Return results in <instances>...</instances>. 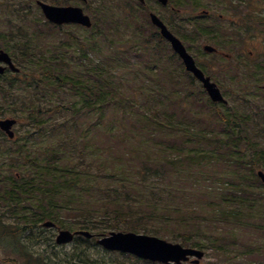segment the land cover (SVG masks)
Segmentation results:
<instances>
[{
  "label": "rangeland",
  "instance_id": "obj_1",
  "mask_svg": "<svg viewBox=\"0 0 264 264\" xmlns=\"http://www.w3.org/2000/svg\"><path fill=\"white\" fill-rule=\"evenodd\" d=\"M45 1L54 2L55 4L61 3L83 7L94 21L95 27L91 31L84 30V28L73 24H66L60 28L48 24L46 27L44 25L45 19L41 14L40 8L35 3L36 0H0V32L9 29L10 26L13 27V31L19 30L23 32L24 28H26V38L28 41H31L37 46L39 51H42L43 54L48 55L46 56L48 58L58 53L60 56H67L65 63L67 65L71 63L75 74L78 76H82V71L94 64V62L90 60L94 57H96V59H101V61H105L112 57L113 61H116V67H119L120 64L122 65V68H119L115 72L118 94L117 99L112 102L113 106L110 109L109 105H107V108L104 106L105 109L102 118L99 117V113L94 111L86 114L79 126L80 134L85 133L84 129L88 132L86 142L89 144L91 151L88 153L82 151L80 154L76 147H84V144L78 143L75 147L76 144L73 134L72 139H68L66 136L63 138L59 135H56L52 139L55 152L62 157L63 155L69 156L68 161H71L72 164L78 162L81 167L80 169H84V171L92 169V171H94L93 173L105 179L107 178L104 174L106 172H104V170H97V168L99 165H106V160L112 158L116 160L122 170L126 171L124 173L126 175L132 171L133 167L140 166L141 163H143L142 160L145 158V156L141 154L136 157L133 151L130 150L132 146L138 143L141 153L147 154V159L150 163L154 161L159 163L163 161V158L162 153L156 152L158 149L155 142L168 141L169 143H174L180 149V153L173 151L172 156L176 155V158H172V165L178 167L177 164L180 163L186 175L192 174L190 167L191 162L184 154L186 151H188L189 154H194V151L197 152V150L202 151L206 144L204 137L191 136L189 139L187 136H181L182 133L174 132V128L159 131L155 127L152 128L154 125L151 123H140L135 114L124 111L122 107L124 103L128 104L132 102L135 104L134 101L136 100V104L144 107L147 105L146 101H148L149 98V110L152 109L153 115L165 121L169 119V116L175 113L178 114L179 119L190 121L193 119L190 117L192 116L190 113H195L198 110V112H200L199 119L196 122L195 120L190 121V123L197 124L199 127L203 128L204 135L223 132L222 126L219 124L218 120L215 119L221 117L223 112L231 113L234 109L242 114L251 113L253 110L257 112L264 111V91L259 88L264 79V0L258 2V5L252 9L250 35L246 37L247 41L251 39L249 42H233L228 40L224 35H220L219 43H224V49L232 53L234 55L233 57H235L234 61L232 60V64L223 58L217 59L212 56L208 57V60L213 63L214 69L206 70V72L212 75L225 93V98L227 100L225 107H209L207 101L208 97L206 93L202 92L201 87L197 83H193L184 73L178 72L183 66L181 60L175 56L165 43L152 37L151 33H153V29L148 18V12L146 9L140 8L134 1L87 0L86 3L74 0ZM161 10L162 9L157 8L158 12ZM214 11L216 13H222L223 15H230L232 12L226 9H215ZM198 12H201V10L185 6L184 11H179L174 14L172 18H170V16H167V18L172 21L176 27L185 24L190 25L191 23L187 22V19H196L195 15ZM37 28L39 31L42 30L38 35L34 33ZM98 28L102 29L101 34L97 31ZM93 36H95V38H93ZM188 37L189 39L186 40L187 44H189L193 52L198 53L200 51L201 38L196 40L193 39L192 35ZM62 38L63 40H61ZM87 38H90V41L85 44ZM68 41L73 42L70 52H67L66 49L61 47L67 46ZM58 42V48H60V50L58 49L59 51L57 53V51H54V47L56 48L55 45H57ZM79 44H84V48H86V46L93 47L95 45L100 47V50H94L88 47L87 56H81L76 50L75 52L73 51V45L77 49ZM249 50H252V53H249ZM243 51L245 55L242 53ZM121 55H123L124 64L121 63ZM248 56H251V59H249ZM43 58L41 63H43ZM155 60L160 63L159 67L164 68L165 73H161L160 70L154 71V73L152 72L151 66L155 63ZM239 60L245 61L246 64L237 63ZM218 61L219 63L217 65L216 63ZM165 63L169 66L167 71L169 75L166 74ZM83 64L84 67L82 66ZM29 73L30 71L28 70V74ZM28 84L27 88L31 90H15L17 96L21 95L24 97V95H27L25 96L26 98L24 97L25 107L28 106L27 102L28 104L31 103V105L37 104L40 110L41 106L44 105L48 108L60 105V111H63L67 110L68 107L78 100L74 93L69 90H55L49 87H45V89L41 91L42 96L38 94L39 97L36 99L37 95L33 89L35 83L29 81ZM43 84L44 83L40 84V88ZM163 85H167L165 86L167 92L169 90L174 91L178 87L179 91H187L191 95L187 96L188 99H186V103L177 102L175 96L172 99L175 102V106L170 104L167 97L163 104L153 106L151 99L156 93V88L166 92V88ZM10 107H13V103L2 97V90L0 89V118L21 117L20 122L15 126L17 133L15 142L9 141L6 135L0 133V189L3 188L1 186L2 182L7 181V178L12 175V173L16 170L28 168L27 164V166H24V162L26 163L27 160H25L23 156L17 157V155H11L9 151L10 147L16 145L18 140L23 139L26 129L36 130L41 133V129L38 125L36 126L34 121L27 120L26 118L22 119V113L18 105H16V111L8 109ZM60 111L58 114L53 115V117L56 116L57 122L73 116L67 113L59 114ZM134 120L137 121L138 125L135 124L136 129L132 131L131 125H134ZM260 120L249 123L248 136H259L264 138V130L259 131L260 128L264 129V116ZM43 140V136L38 140L30 138L28 145L34 149L39 146H42L44 149L45 144ZM25 146L27 145L25 144ZM261 147L264 148V144ZM42 148H40V150ZM7 151L9 152L7 153ZM221 154L223 158L217 159L215 165L212 164L215 170L214 175H205L212 180L216 179L215 181H210L209 179L205 180V185H210L213 188V190L205 192H207L210 197L216 199V202L219 201V198L222 196L233 195L235 190V188H231L227 183L221 181L219 177L223 179L226 178L229 172L235 169L237 162L233 158L231 161L226 159L225 152L221 151ZM83 156H85V159ZM31 157L33 156L28 158ZM256 168L262 169L258 166ZM240 170L245 173L243 168L240 167ZM262 170L264 171V169ZM174 172H176V170ZM259 183L256 184L255 180L248 179L246 184H255L257 188L254 189L253 187H249L248 190L244 189L245 195L248 194V196L256 197L259 200L263 199L262 202L264 204V185L261 186ZM185 196L187 198L185 202L178 197H176V200L187 207V209H191L194 205H197L202 198L197 191L193 193L190 189L189 193ZM6 206V204L0 201V222L6 223L8 225L7 228H9L10 225H13L12 221L16 219L14 220V217L11 219L10 216H12V214L7 210ZM262 209H264V206ZM16 211L19 212V210ZM206 211L205 209L198 210L197 213L199 217H197L194 222L201 230H197L190 234V238L193 241H199L202 245L208 247L207 249L203 248L205 254L200 260V264H264V213L258 211V214H254L253 218H245L243 220L245 223H241L242 225L235 221L233 224H220L224 229H216L213 227L217 222H215L213 218H206ZM232 211H236V208ZM64 219L68 222L70 221L66 217H64ZM209 224H213L214 226H209ZM0 229L4 230L2 226H0ZM166 229L168 231L173 230L172 232L175 230L174 226L172 227L171 225ZM10 230H15V227L13 226ZM221 230L232 232V235L228 239V242H233L230 245V251L226 250L222 252L224 249L220 243L216 244V251L209 248V235L205 233L210 232L217 237V233L221 232ZM48 232L49 231H46L45 234H49ZM19 233L20 232L12 236H0V264L25 263L22 257V246L16 243ZM104 234H108V232L105 231ZM39 237L43 238L42 235ZM177 237V239L171 242L183 244L182 234H179ZM185 237L187 238L189 235ZM22 238L23 234H21L18 242L22 241ZM52 244L53 243H41L39 241L38 243H34L32 247H28H31L30 252L32 253L36 251L42 253L41 250L44 249L45 254L49 252L54 257H57L54 254L55 252L60 257L63 255L61 253L71 252L73 243L64 246L58 245L56 249L52 247ZM16 245L19 247L20 252H18ZM22 245L27 249L28 244H26L25 241ZM95 245L96 246L89 247L84 253L89 257L96 258L107 264H161L148 263L128 253L107 250L96 243ZM184 245L192 247L190 243H184ZM52 262L53 261H48L47 263Z\"/></svg>",
  "mask_w": 264,
  "mask_h": 264
},
{
  "label": "trees",
  "instance_id": "obj_2",
  "mask_svg": "<svg viewBox=\"0 0 264 264\" xmlns=\"http://www.w3.org/2000/svg\"><path fill=\"white\" fill-rule=\"evenodd\" d=\"M97 31L102 33L101 28H98ZM72 44V41H68L67 46L61 47L70 52ZM83 45L79 44L77 49L73 48V51L76 50L81 56H87L88 47L100 50V47L95 45L93 47L86 46V48ZM55 46L54 51L58 53L59 42ZM46 56L48 55L41 54L37 60H35L37 56L34 59H29L35 68L37 77H39L37 83H44L41 88L40 85L35 87L36 99L39 97L38 94L42 96L41 91L45 87H49L55 90H69L78 100L67 110L60 111V105L49 108L44 105L40 110L37 104L31 105L28 102V106L25 107L24 97H8V100L13 103V107L8 109L16 111V105H18L22 119L34 121L36 126L38 125L41 129V133L26 129L23 139L10 147L11 155L23 156L27 160L26 163L24 162V166L28 165V168L12 173L7 181L2 182L3 188L0 189V201L7 205V210L12 214L11 219L13 217L14 220L16 219L12 221L13 225H10L9 228L6 223L0 222V226L4 228V230L0 229V236H12L20 232L16 243L22 246L24 264H107L84 253L89 247L96 245L93 238L89 239L79 235L69 243H73L71 252L61 253L63 255L60 257L55 252L57 257L49 252L45 254L43 248L42 253L39 251L30 252L34 243L39 241L53 243L52 247L55 249L58 246L54 241L55 229L42 226V222L47 220L52 221L59 228L85 229L96 234H104L105 231L112 230L134 231L155 235L170 241L177 239V236L182 234L183 245L190 243L193 247L207 249L208 247L202 245L201 242L193 241L190 238L191 233L201 230L194 222L199 217L198 210H207L206 218H213L217 222L215 226L213 224H209V226H214L213 228L216 229H224L223 224H233L235 221L243 224L245 218H253L254 214H258V211L264 213L263 199L259 200L256 197L248 196V194L245 195V190H248L249 187L257 188L255 184L247 185L248 179L255 180L256 184L259 183L255 173L256 167L264 169V148L261 147L264 144V138L247 135L249 123L260 120L264 116V111L253 110L251 113L242 114L234 109L231 113L223 112L221 117L215 118L222 126L223 132L204 135L203 128L190 123V121L195 120L196 122L199 119L200 112L198 110L195 113H190L192 115L190 117L193 118L190 121L179 119L177 113L172 114L165 121L153 115L152 109L149 110V98L144 107L136 104V100L135 104L124 103L122 106L124 111L135 114L140 123H151L154 125L152 128L155 127L159 131L174 128V132L182 133L181 136H187L189 139L191 136H202L206 144L202 151H194V154H189L186 151L184 154L191 162L192 174L186 175L180 163L177 164L178 167L172 165V158H176V155L172 156L173 151L180 153L177 145L168 141H159L155 142L158 149L156 152L162 153L163 161L150 163L147 154L141 153L137 143L130 150L136 157L140 154L145 156L142 160L143 163L138 167H133L132 171L125 175L126 171L121 169L116 160L109 158L106 160V165H99L97 168V170L106 172L104 174L107 178L103 179L93 173L92 169L88 171L80 169L78 162L72 164L71 161H68L69 156H59L55 152L52 139L56 135L72 139L73 134L75 147L78 143L84 144V147H76L80 154L82 151L87 153L91 151L86 142L88 132L84 129L85 133L80 134L79 126L86 114L94 111L99 113V117L102 118L104 106L107 108L109 105V109L113 106L112 102L117 99L118 94L115 72L120 66L116 67V61H113L112 57L105 61L94 57L90 59L94 64L84 69L82 76H78L71 63L68 65L65 63L67 56H60L59 53L51 58ZM42 58L44 65L41 63ZM82 66L84 67V64ZM178 92L179 90L175 93L186 103L187 96L191 94L187 91L179 94ZM166 97L168 98L167 90L164 92V90L160 91L156 88V93L151 99L152 105L163 104ZM208 105L209 107H225L224 104L218 105L210 101H208ZM59 111V114L67 113L73 116L57 122L56 116L53 117V115L58 114ZM20 118L18 117L19 120ZM135 124H137L136 120H134V125H131L132 131L136 129ZM261 130L264 129L260 128L259 131ZM42 136L45 144L44 149L42 146L34 149L28 145L30 138L38 140ZM40 148L42 149L40 150ZM221 151L225 152L226 159L231 161L233 158L237 162L235 169L231 170L226 178L219 177L221 181L235 190L233 195L222 196L216 202V199L205 192L213 190L210 185H205V180L215 181L216 179L212 180L205 175H214L215 170L212 164L215 165L217 159L223 158ZM30 156L33 157L28 158ZM83 157L85 159V156ZM240 167L244 169L245 173L240 170ZM175 170L176 172H174ZM259 185L263 186L261 183ZM189 189L193 193L197 191L202 197L201 201L191 209H187L176 200L178 197L185 202L187 199L185 195L189 193ZM234 208L236 211H232ZM64 217L70 221H66ZM170 225L174 226V232L166 229ZM13 226L15 230H10ZM46 231H49V234H45ZM21 234H23L22 241L18 242ZM205 234L209 235L210 249L216 251V244L220 243L224 249L222 252L231 250L230 245L233 242H228L232 235L231 231L221 230L217 233V237L210 232ZM41 235L43 238L39 237ZM187 235L189 237L186 238ZM24 241L28 244L27 249L22 245ZM17 250L20 252L18 246ZM48 261L53 262L47 263Z\"/></svg>",
  "mask_w": 264,
  "mask_h": 264
},
{
  "label": "flooded vegetation",
  "instance_id": "obj_3",
  "mask_svg": "<svg viewBox=\"0 0 264 264\" xmlns=\"http://www.w3.org/2000/svg\"><path fill=\"white\" fill-rule=\"evenodd\" d=\"M131 1H134L140 8L146 9L148 16L150 13H155L164 23L167 30L181 41L203 74L208 76L211 81L217 83L212 75L206 72V70L214 69V65L208 60V57L223 58L232 64V60L234 61L235 57L224 49V43H219V37L220 35H224L228 40L233 42H249L251 39L247 41L246 37L250 35L252 9L262 0H166L165 3H162L161 0ZM86 2L87 0L84 3ZM185 6L201 10V12L195 15L196 19H187V22L191 23L190 25L185 24L176 27L167 16L172 18L179 11H184ZM157 8L162 10L158 12ZM215 9H226L232 12L230 15H223L222 13H216ZM150 24L153 29V33H151L152 37L165 43L174 53L171 43L161 35L160 29L151 22ZM12 29L13 27L10 26L9 29L0 32V53H3L6 58L10 59L9 63L0 55L1 89L11 88L12 86L26 87L28 82L27 64L29 45L26 38V28H24L23 32L19 30L13 31ZM34 33H39L38 28ZM189 35H192L193 39L196 40L201 38L200 51L198 53L193 52L189 44H187L186 40L189 39ZM205 45L214 47V50L210 52L206 51L204 49ZM242 53L245 55L244 51ZM249 53H252V50H249ZM175 56L179 58L177 54ZM248 58L251 59V56H248ZM218 63L219 61L216 64L218 65ZM237 63L246 64L245 61L240 60ZM194 79L196 80L195 83L201 85L196 78Z\"/></svg>",
  "mask_w": 264,
  "mask_h": 264
},
{
  "label": "water",
  "instance_id": "obj_4",
  "mask_svg": "<svg viewBox=\"0 0 264 264\" xmlns=\"http://www.w3.org/2000/svg\"><path fill=\"white\" fill-rule=\"evenodd\" d=\"M161 2L165 3L166 0H161ZM38 4L45 17L53 23L62 24L65 22H73L86 27L91 26L90 17L84 14L80 7L57 6L42 1H38ZM150 18L151 21L160 28L161 34L171 42L173 49L182 58L186 70L191 71L195 77L202 82L210 99L215 102H225L219 88L215 83L210 82L209 77L203 75L202 71L195 65L192 56L187 53L182 43L167 30L163 22L155 14H150ZM204 49L212 51L214 48L205 45ZM262 88L264 89V82ZM14 123V119H0V129L9 137H13L14 133L11 127ZM257 175L264 183V172L259 170ZM53 225L51 221H45L43 223L45 227H51ZM75 234L92 237V234L85 230L71 232L67 229H60L56 235L55 241L57 244L70 242ZM96 242L106 249L119 250L124 253H131L139 258L166 264H181L183 261H188L190 257H195L191 260V263L198 264L204 254L202 250L197 248L184 247L179 243H171L156 236L131 231L110 232L107 235H101Z\"/></svg>",
  "mask_w": 264,
  "mask_h": 264
}]
</instances>
